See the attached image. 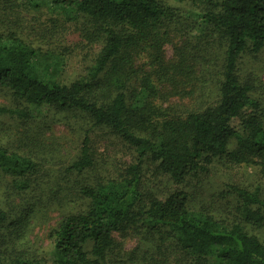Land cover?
Wrapping results in <instances>:
<instances>
[{
    "label": "trees",
    "instance_id": "obj_1",
    "mask_svg": "<svg viewBox=\"0 0 264 264\" xmlns=\"http://www.w3.org/2000/svg\"><path fill=\"white\" fill-rule=\"evenodd\" d=\"M196 2L202 6L196 4V9L189 10L197 23L193 35L222 43V80L216 103L185 113L164 111L152 101L140 104L127 86L131 78L127 51L140 42L158 44L162 40L159 28L178 13L168 3L51 0L56 9L89 16L103 40L87 73L69 84L60 79L62 55L35 48L14 30L0 32V85L25 103L26 108L17 109V114L44 118L49 106L62 112L79 111L95 126L109 128L136 154L121 180L79 185L87 207L68 214L52 231L56 264H109L112 234L136 224L153 231L167 230L197 264L209 256L217 264H264V242L247 233L239 222L226 226L212 215L192 213L184 190L148 200L141 192L146 159L156 163L175 184L206 171L222 157L237 164L257 165L264 177V111L251 84L240 80L237 73L244 52L256 55L264 48V0H190ZM142 89L148 97L157 96L149 77L142 78ZM235 119L238 126L233 124ZM232 142L235 146L230 149ZM93 164L84 139L69 171L80 176ZM33 166L28 158L0 145V170L24 178L15 181L18 189L29 187L25 178ZM225 189V194L237 198L245 222H264V198L257 191L236 185ZM6 219L0 210V229ZM87 243H91L89 251Z\"/></svg>",
    "mask_w": 264,
    "mask_h": 264
},
{
    "label": "rangeland",
    "instance_id": "obj_2",
    "mask_svg": "<svg viewBox=\"0 0 264 264\" xmlns=\"http://www.w3.org/2000/svg\"><path fill=\"white\" fill-rule=\"evenodd\" d=\"M178 9L176 17L159 31L158 44L140 42L131 46L130 79L133 99L142 104L152 101L164 111L188 112L216 103L222 80V43L215 38L196 37L197 23L189 15L196 9L190 0H161ZM199 4V8H200ZM97 23L83 13L56 9L51 0H0V32L14 30L35 48L49 50L64 58L60 79L69 84L87 73L100 51L103 40ZM238 76L251 84L252 94L264 111V48L256 55L249 51L239 58ZM149 77L157 91L148 97L142 78ZM130 97V96H129ZM100 103V98L96 96ZM23 101L0 85V145L32 161L25 180L29 187L17 188L23 181L0 170V210L7 219L0 229V264H56L51 233L70 213L84 211L81 183L119 181L135 162L136 154L109 128L95 126L85 114L47 107L44 118H26L16 113L25 109ZM45 110V109H44ZM264 114V113H263ZM264 117V115H263ZM239 120L233 124L238 126ZM87 139L94 157L93 167L80 176L69 171L81 142ZM235 143L230 144V149ZM227 185L257 191L264 198V177L257 165L233 163L227 157L213 161L206 171L187 177L180 184L146 159L142 168L141 192L144 198L164 199L184 190L190 211L208 214L224 225L239 222L244 230L264 242V222L253 225L243 220L240 204L224 193ZM114 245L109 264H197L177 244L167 230L153 231L136 224L112 234ZM91 243L85 248L89 251ZM203 264H217L209 256Z\"/></svg>",
    "mask_w": 264,
    "mask_h": 264
}]
</instances>
